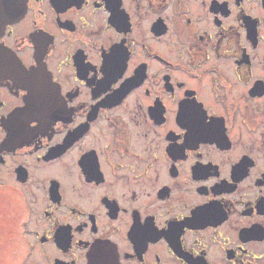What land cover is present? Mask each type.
Instances as JSON below:
<instances>
[{"label": "flooded vegetation", "instance_id": "af4514ba", "mask_svg": "<svg viewBox=\"0 0 264 264\" xmlns=\"http://www.w3.org/2000/svg\"><path fill=\"white\" fill-rule=\"evenodd\" d=\"M23 1L0 264H264V0Z\"/></svg>", "mask_w": 264, "mask_h": 264}, {"label": "water", "instance_id": "95a60500", "mask_svg": "<svg viewBox=\"0 0 264 264\" xmlns=\"http://www.w3.org/2000/svg\"><path fill=\"white\" fill-rule=\"evenodd\" d=\"M23 0H0V35L5 31L6 26L19 15L23 6Z\"/></svg>", "mask_w": 264, "mask_h": 264}, {"label": "rangeland", "instance_id": "374dc122", "mask_svg": "<svg viewBox=\"0 0 264 264\" xmlns=\"http://www.w3.org/2000/svg\"><path fill=\"white\" fill-rule=\"evenodd\" d=\"M9 195V193L7 191L3 190V193L0 192V195ZM2 200H6L2 201L3 202V206L4 209H8L9 207V203H8V198H3ZM9 230H11V224L4 218L1 220L0 222V248L1 249H9L12 247L13 244V240H11L9 237Z\"/></svg>", "mask_w": 264, "mask_h": 264}]
</instances>
